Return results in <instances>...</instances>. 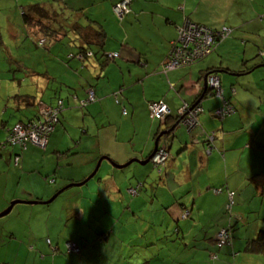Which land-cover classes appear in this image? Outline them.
Segmentation results:
<instances>
[{
    "label": "crops",
    "instance_id": "obj_1",
    "mask_svg": "<svg viewBox=\"0 0 264 264\" xmlns=\"http://www.w3.org/2000/svg\"><path fill=\"white\" fill-rule=\"evenodd\" d=\"M120 3L0 0L2 61L26 71L30 85L46 88L51 97L47 102L27 93L17 95L21 102L12 100L15 114L1 122V129L7 137L15 125L38 120L39 106L60 100L63 107L43 148L30 141L24 147H2L6 162L0 166V213L13 201L29 203L15 204L0 218V264H264V252L245 250L258 232L264 233V0H131L122 17H116L114 8ZM62 4L73 22L99 33L100 39L89 40L88 58H68L77 49L42 43L34 26L38 17L23 19L33 5ZM188 23L213 31L229 28L230 33L192 65L164 69L162 61ZM22 54L34 55L33 63L25 62ZM210 74L218 76L222 99L203 89V79ZM63 89H69L72 105L60 98ZM89 90L95 101L79 108V123H69L77 100ZM159 100L171 111L164 124L151 119L148 109ZM196 102L203 110L192 130L175 125L179 107ZM224 102L233 112L220 119L214 112ZM1 103L0 113L6 114L8 107ZM172 125L159 139L169 153L162 170L148 163L132 162L120 169L109 164L146 160L156 134ZM103 156L109 163L101 161L97 185L80 188L89 179L68 186L83 182ZM138 184L137 193L129 194L127 189ZM228 192L233 193V241L231 247L217 249L216 234L229 222ZM72 199L88 200L91 210L94 203L113 217L115 228L122 231L125 226L129 232L127 240L113 242L111 259L97 243L95 251L93 242L105 233L102 243L112 239L113 226L95 227L80 241L72 236L79 231L71 221L86 215ZM147 215L151 222H146ZM143 219V226L137 227ZM92 233L96 236L89 254L85 242ZM68 243L79 252L67 253ZM134 248L140 250L135 253ZM213 254L217 259H211Z\"/></svg>",
    "mask_w": 264,
    "mask_h": 264
},
{
    "label": "built area",
    "instance_id": "obj_2",
    "mask_svg": "<svg viewBox=\"0 0 264 264\" xmlns=\"http://www.w3.org/2000/svg\"><path fill=\"white\" fill-rule=\"evenodd\" d=\"M130 0H121V3L116 5L114 13L116 17H122L126 11V5ZM230 33L229 28H222L220 31H213L204 26L195 24H184L178 33V39L176 43H173V47L167 57L162 62L164 69H175L181 66L192 65L193 63L206 57L213 49L214 45L226 38ZM207 86L217 97L221 98V88L219 79L216 74H210L207 76ZM222 99V98H221ZM94 95L91 90L87 93V100L81 102V106L92 102ZM150 114L153 118L163 121L164 118L170 113L169 108L163 102H153L148 105ZM62 109L60 100L56 101L54 106H39L38 120L34 122H28L27 124H18L12 127L7 135L6 142L15 145L18 144L24 147L26 141L32 142L34 145L43 148L46 144L49 134L53 131L55 124L58 121V113ZM200 104L190 106L183 104L177 110V117L181 120L182 124L186 125L188 129L193 128L197 123V116L202 112ZM233 112V109L227 103H223L221 107L217 108L214 112V116L223 119ZM125 114V110H122ZM212 140V135L209 137ZM208 151V149H207ZM166 160V153L164 148L161 147L153 156L152 162L155 166L162 164ZM135 191L132 188L128 189V193L133 194ZM231 196V194H229ZM218 241L225 239L224 232L221 231L217 234ZM66 248L70 252H77V248L68 243Z\"/></svg>",
    "mask_w": 264,
    "mask_h": 264
},
{
    "label": "rangeland",
    "instance_id": "obj_3",
    "mask_svg": "<svg viewBox=\"0 0 264 264\" xmlns=\"http://www.w3.org/2000/svg\"><path fill=\"white\" fill-rule=\"evenodd\" d=\"M32 42L34 43L33 46L36 47V44L35 43L37 41L35 42L32 39ZM70 46H72V44ZM27 47H28V44H27ZM66 47L68 48V46H66ZM20 49H21V47H18L17 48L18 52L20 51ZM23 49H24V46H23ZM37 49H41V47H38ZM73 49H74V45L71 47V50L72 51H73ZM22 56H23V60L25 62H32L33 63L34 58H35L34 55L32 56V58H30L29 55H25V54H22ZM0 58H1V56H0ZM2 62H4V64H5L4 65L5 66V70H3L4 66L2 65ZM49 66H53V64L51 63V61L49 63ZM15 70H16L15 64L10 63L8 61L7 62L2 61V58L0 59V105L2 104L1 101H4V104L2 106H7L8 107V110H7L6 114L5 113H3V114L0 113V145H1V148H2L3 143L6 140V132L4 131V129H1V124H3L1 122L3 120H5V121L9 120L10 119V116L13 115V114H15L14 112H11L10 109L11 108H14L13 107L15 105L14 102L20 104L21 100L17 97V95L22 94V93H27V94H30L31 96L37 97L36 100H38L40 97H42L43 100L44 101H47V102H48V99L51 98L50 96H48V90H46V88H44L42 86H38L36 88V87H32L30 85L31 77L28 76V73L26 71H24V70H22V71L16 70L15 71ZM13 76H15V78H13ZM37 79L40 80L39 77ZM57 83L58 82H56L55 84L54 83H51V84L56 85ZM68 91H69V89H63L61 92H59L61 94L60 98L63 99L66 104L69 103L70 105H72L71 102H70V100H69V97H68V95H69L68 94ZM82 97H83V95H82ZM86 100H87V93H86V96L83 99H78L77 100V109L74 108V110H73V109H70L69 108L71 111L73 110V112H71V111H65V112H71V115L72 116H70V119H68V122L69 123H71V124L74 123V125H76L77 123H79V121L81 119V110L79 108L81 107V102L82 101H86ZM87 104H85V105H87ZM85 105H83V107ZM30 109L33 111V108L32 107ZM82 109L85 110L86 107L85 108H82ZM61 116L62 115L60 114V117ZM76 116L77 117H80V118L79 119L78 118L76 119ZM150 118L151 119H154L152 117V115H150ZM154 120L155 121H158L156 119H154ZM10 124H12V123L10 122ZM11 146H13V145H10V144L8 146L6 145L7 148H11ZM6 147L0 149V166H5L4 163L6 162V159H5V156L4 155L2 156L1 154H4L3 151L5 150ZM105 161L108 162L107 160H105ZM109 164L112 165L111 163H109ZM95 165H96V163H95ZM95 165H94V168H95ZM148 165L150 167H153L150 163H148ZM130 167L131 168L133 167V169H135L136 167L137 168H140V169H143V166H138L137 164H132ZM154 170L157 171L158 168H155ZM101 173H102V170H99L98 169V171H96V173L92 177V179H90L86 184H84L80 188H82V187L92 188V184L93 183L95 185H97V179L99 178V176H100ZM128 180L130 182H132L131 180H134L133 176H131V175L128 176ZM72 202L73 203L74 202L75 203H78V205L81 206V209H83L84 214H86V215H84L83 218H80V219L79 218H76L77 221H75V220L74 221H71L70 220L71 222L75 223L74 226L79 231L77 234H72V236L77 241H80V238L83 235L87 234V231L88 232H90V231L93 232V230H94L95 227H102L103 225L106 226V227L107 226L109 227L110 225L114 227V230H113L114 234L112 236V239H110L109 241H106L105 243H102L100 240L99 241L96 240V242H93V245H94V247L96 249L95 251H98V249L96 248L97 246H95L96 243H97L104 250L103 255H105L109 259H111L112 256H114V253H113L114 252L113 242H116L117 244H120L121 243V240L124 239V237H125L124 240H127L126 235L129 232L127 231V229H124L125 226H123V230L122 231H119L118 230L119 226H116V228H115V223L117 224V222H115V220L113 219V217H111V219H110L109 216L107 215V213L102 212L100 210V208H97L94 205V203H92V210L90 208H88V206L91 207V205H90V203H89L88 200H85V199L84 200L72 199ZM134 208H138V207H134ZM141 218H143V217H141ZM119 219H120V217H119ZM148 219H149V222H151V218H150L149 215H147V217L145 219L146 222H148ZM89 222H91V223H89ZM134 223L135 222H133L131 225H134ZM87 224H91V226H92L91 229H87L86 228ZM143 224H144V219L138 222V226L137 227L141 228L143 226ZM134 227H135V225H134ZM130 229H133V228L130 227ZM136 232H138V231H136ZM66 234H68V233H66ZM150 235H151V232H148L146 238L148 239V237ZM95 236H96L95 233L89 234V240L85 242V251H87L89 254L92 253V238H94ZM146 238H142L141 239L143 244H146L147 243ZM86 244L90 245V247L87 248V245ZM152 249H154V248H152ZM137 250H140V249H138V248H134L133 249V251H135V253L137 252ZM97 255H93L92 257H95ZM101 255H102V253H101ZM126 255H128V253H126Z\"/></svg>",
    "mask_w": 264,
    "mask_h": 264
},
{
    "label": "trees",
    "instance_id": "obj_4",
    "mask_svg": "<svg viewBox=\"0 0 264 264\" xmlns=\"http://www.w3.org/2000/svg\"><path fill=\"white\" fill-rule=\"evenodd\" d=\"M65 10L66 9L63 8V4L60 5L59 7L57 5H55V6L54 5H33L26 12V14L23 15V19H25L26 22H29V20H28L29 17H31V16H34V17L37 16L38 17L36 24L34 23L35 22L34 17L30 18V19L33 21V24H35L34 26H36V27L38 26L37 33H39L38 35L40 36V38L43 39L42 43L45 41L46 45H48L49 47H51L52 45H55L56 43H60V44H63V47L65 49H70L74 45V49H77V52H76V54H72V55L70 54L68 56V58H72V56L73 57H79L81 59H84L86 57L88 58L89 55L92 54L91 51H88V49H89L88 44H90L89 40L94 39V36L97 40L99 33L97 31H92V28H90V27H84L78 23L73 22V19L69 15L66 14ZM44 20H45V22H44ZM69 36L71 37V39ZM99 39H100V36H99ZM96 42H98V41H96ZM71 44H72V46H70ZM66 46H68V48ZM23 98L27 99L26 97H22V99ZM24 99H23V101H24ZM93 101H95V97H94ZM153 102H160V100L159 101H152L150 103H153ZM123 109L124 108H122L121 110H123ZM36 119H38V118H36ZM27 123H24V124H27ZM53 130H54V128H53ZM157 136H158V134H156V137ZM158 149H160L159 141H158ZM164 152L167 154V156L169 155L167 147L164 148ZM208 152H210V150ZM165 163H166V160L162 164L155 166L153 163L150 162V164L154 167V169L158 168L159 170H162ZM140 187H141L140 184H138L136 187H131L135 191L133 193V195H135L137 193V191L139 190ZM129 194H131V193H129ZM227 194H228L227 197L229 200L225 206L226 207L225 214H226V216L228 215L229 222L226 224V226L220 228L217 232V234L221 231L224 232L225 239L223 241H218L217 234H216L215 245H216L217 249L222 248V247H231L232 241H233V228H234L233 220L234 219L232 220V223L230 220V218L232 216H234V213L232 212V206H233L232 195H233V193L228 192ZM229 194H231V196H229ZM188 215H189V212L185 213V217H187ZM106 235H107L106 233L104 235L102 234V236L97 240L103 241V239L105 238ZM74 246L77 248V252H70L67 250V248H66V252L67 253H78L79 248L76 245H74ZM245 250L249 253H263L264 252V233H263V231L258 232L255 239H253L247 243ZM211 259L212 260L217 259V255L213 254Z\"/></svg>",
    "mask_w": 264,
    "mask_h": 264
},
{
    "label": "water",
    "instance_id": "obj_5",
    "mask_svg": "<svg viewBox=\"0 0 264 264\" xmlns=\"http://www.w3.org/2000/svg\"><path fill=\"white\" fill-rule=\"evenodd\" d=\"M259 66H262V65H258V67H259ZM206 78H207V76H205L204 79H203V87H204L203 89H204V91L209 89L208 86H207V79H206ZM197 103H198V102H196L195 104H197ZM195 104H194V105H195ZM192 106H193V105H192ZM175 125H177V124H175ZM175 125H173V126L170 127L169 129H166V130L162 131L161 133H159L158 137L156 138V140H155V142H154L153 150H152L151 154L147 157L146 160H144V161H139V160H137V159H132V160L128 161L126 164H124V165H116V164L111 163L112 166L115 167V168H117V169H120V168H123V167L129 165V164L132 163V162H136V163H139V164H141V165H144V164L148 163V162L150 161V158L152 157V155L156 152V149H157V145H158V141H159V139H160L162 136H165V135H167L168 133H170L171 130L175 127ZM102 160H107V158L104 157V156H103V157H100V158L98 159V161L96 162V165H95V168L93 169V171L90 173V175H89V176H88L83 182L78 183V184H71V185H68V186H81V185H83L85 182H87L89 179H91V178L95 175L96 171L98 170V167H99V165H100V163H101ZM48 202H49V201H48ZM19 203H23V204H25V203H29V202H24V201H20V200H17V201H13V202H11V203L9 204V206L5 209V211H3L2 213H0V218L3 217V216H5V215H7V214L11 211V209L13 208V206H14L15 204H19ZM36 203H37V202H36ZM38 203H43V202H38Z\"/></svg>",
    "mask_w": 264,
    "mask_h": 264
},
{
    "label": "clouds",
    "instance_id": "obj_6",
    "mask_svg": "<svg viewBox=\"0 0 264 264\" xmlns=\"http://www.w3.org/2000/svg\"><path fill=\"white\" fill-rule=\"evenodd\" d=\"M92 91V90H91ZM92 93H93V91H92ZM93 95H94V93H93ZM90 103V102H89ZM197 104H199V103H197ZM192 106V105H191ZM81 107H83V106H81ZM168 107V106H167ZM169 108V107H168ZM180 108V107H179ZM149 109V108H148ZM170 110V109H169ZM170 113H171V111H170ZM170 113L167 115V117L170 115ZM123 114V113H122ZM176 115H175V120L177 121V123L176 124H179V125H182V126H184L185 128H186V130L189 132V131H191L192 130V128L191 129H188L187 128V126L186 125H184V124H182V122H181V120L177 117V111H176V113H175ZM166 118V117H165ZM165 118H164V120L163 121H160V120H158L160 123H162V124H164L165 123ZM20 124H24V123H20ZM173 126V125H172ZM172 126H170V127H172ZM170 127H168V129L170 128ZM10 130V129H9ZM9 130H8V132H9ZM8 134V133H7ZM163 137V136H162ZM213 137V136H212ZM7 138V137H6ZM208 142H212V140L210 141L209 140V137H208ZM6 146V145H8V143L6 142V140H5V142L3 143V145H2V147L3 146ZM163 145V146H162ZM207 146H210L211 147V145L210 144H207ZM161 147H163V148H165L166 147V145L164 144V143H160V148ZM159 149H158V145H157V149H156V152L158 151ZM155 152V153H156ZM154 153V154H155ZM154 154L152 155V157L150 158V162L151 163H153L152 162V158H153V156H154ZM167 158H168V156H167V154H166V160H167ZM128 190V189H127ZM188 212V211H187ZM187 212H185V213H187Z\"/></svg>",
    "mask_w": 264,
    "mask_h": 264
},
{
    "label": "flooded vegetation",
    "instance_id": "obj_7",
    "mask_svg": "<svg viewBox=\"0 0 264 264\" xmlns=\"http://www.w3.org/2000/svg\"><path fill=\"white\" fill-rule=\"evenodd\" d=\"M8 145H9V143H8ZM11 145V144H10ZM163 146V145H162Z\"/></svg>",
    "mask_w": 264,
    "mask_h": 264
}]
</instances>
